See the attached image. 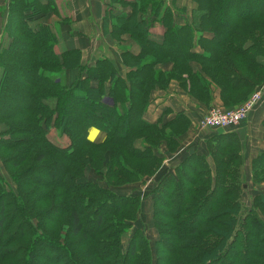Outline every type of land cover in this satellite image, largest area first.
Returning a JSON list of instances; mask_svg holds the SVG:
<instances>
[{
    "label": "trees",
    "instance_id": "trees-1",
    "mask_svg": "<svg viewBox=\"0 0 264 264\" xmlns=\"http://www.w3.org/2000/svg\"><path fill=\"white\" fill-rule=\"evenodd\" d=\"M194 1L198 4V30L211 31L212 37L195 36L187 23L176 26L165 11L166 31L158 44L148 39L145 23L135 15L119 17L115 27L131 31L141 45L138 55L127 54L135 66L127 74V83L103 59L85 67L83 76L68 84L61 71L81 70L80 53L68 51L58 56L52 41L29 27L47 11L41 0H11L5 32L12 42L0 54L4 70L0 124L7 127L0 134V159L7 169L20 171L11 173L17 196L0 187V264L15 254L29 256V264L37 259L46 264H152L149 241L139 229L132 232L127 249L120 250L122 236L132 229L142 199L117 193L113 187L153 176L163 160L153 152L157 143L164 140L168 150L174 151L177 137L190 121L182 113L161 127L144 121L150 92L166 86L171 78L179 79L180 68L191 73L195 96L208 98V86L189 65L194 60L219 86L226 104L231 95L239 98L241 92L246 100L257 84L252 76L239 73L231 55L244 64L247 73L253 72L246 67L264 70V61L257 60L264 57V9L259 7L264 0ZM158 2L155 10L160 7ZM224 14L228 17L222 21ZM12 28L24 36L23 42L11 35ZM193 43L201 46V53L191 52ZM160 57L173 63L172 74L176 75L155 69ZM17 72L25 75L19 88L24 94L22 103L10 86ZM107 82L110 86L105 91ZM104 95L114 105L104 102ZM6 103L22 105L6 112ZM116 103L129 104L122 115ZM75 107L86 114L79 116ZM91 127L106 134L104 142L87 139ZM51 128L67 136L66 147L48 139ZM141 137L147 141L143 149L134 146ZM236 138L234 132L208 137L205 154L187 155L150 189L147 204L158 235L154 264H165L164 257L172 254L179 256V264H264V194L252 197L251 206L244 210L234 183L239 169ZM262 164L264 152L251 161L253 178L264 174ZM87 167L103 174L108 187L85 180ZM31 218L37 220L38 230L32 228ZM60 222L68 225L64 243H60V231L51 228ZM14 244L17 247L11 249ZM38 244L41 248L36 255L27 249ZM43 250L48 257L41 256Z\"/></svg>",
    "mask_w": 264,
    "mask_h": 264
},
{
    "label": "crops",
    "instance_id": "crops-1",
    "mask_svg": "<svg viewBox=\"0 0 264 264\" xmlns=\"http://www.w3.org/2000/svg\"><path fill=\"white\" fill-rule=\"evenodd\" d=\"M42 4L47 5V11L42 16H38L37 20L29 23V27L37 33L44 34L48 33L50 40L54 42V50L57 55L68 52V51H78L80 53V67L83 69L86 67H93L98 60L106 59L108 60L117 76L121 77L126 83V73L134 70L135 67L125 64L122 59L128 55L136 56L140 53V46L133 40L121 41L113 39L111 36L117 32L113 31V25L115 20L119 17L129 18L133 16L131 6L139 5L140 0H41ZM11 0H0V38L3 36L4 27L6 24L9 3ZM164 13H157L152 15H142L136 16L137 21H143L145 23V28L147 29V37L149 40L161 44L163 40L164 33L166 31L165 24L163 23L162 16ZM174 15V14H173ZM171 15L173 23L176 26L184 24L179 21V15ZM189 25V23H188ZM125 37L123 36V39ZM191 49L193 53H201L202 50L198 45ZM128 58V57H127ZM131 62V61H130ZM170 63L157 64L155 69L166 72L162 69V65L169 67ZM127 65V66H126ZM77 76H83L82 71L79 68L70 70L67 73L66 82L68 84L73 83ZM96 86V83H92ZM110 84L105 83V91L109 88ZM172 86H176V89L172 90ZM178 86V87H177ZM177 92V93H176ZM175 93V94H173ZM107 96V95H104ZM217 91L212 96V102L218 103ZM111 100V99H110ZM179 84L175 82H170L165 90L156 89L152 92L149 98L147 108L143 114V120L150 124H157L158 127L166 124L171 119L175 118L178 114H184L190 124L186 131L181 134L179 138V148L173 155V159L176 164L173 168H164L167 161L164 159L161 150L167 151V146L162 144L158 148H154L153 152L157 157L163 158V163L161 168L153 175L147 176L143 180L147 182H158L159 178L165 173H171L174 168L189 154L206 153L205 145V131L203 132H191L192 129L195 131V122L192 121V115L189 114L186 108L181 107V109H175L174 106L180 107L179 105ZM176 101V102H175ZM50 105L53 103L50 102ZM119 114H123L129 104L125 103L121 105L116 104ZM264 120V102L262 105L257 107L249 116L248 120L244 122L243 127H234L226 131H220L219 133L234 132L236 136L241 139V132L243 133V138L246 139L245 146H243L242 155L244 157V162L249 163L250 157L253 156L252 147L250 141L251 131H255L258 126H261V122ZM257 126V127H256ZM246 127H248L246 129ZM198 129V127H197ZM96 134V135H95ZM190 134L192 137H190ZM249 134V135H247ZM252 135V134H251ZM106 134L98 128L91 127L87 131V139L90 142L100 144L104 142ZM253 139V138H252ZM242 141V140H241ZM138 141L134 143V146L139 149L147 147V144ZM248 146L250 150L247 151ZM247 147V148H246ZM163 149V150H164ZM262 150V151H261ZM264 148L260 149L258 152H263ZM179 151V157H178ZM255 151V155L258 152ZM254 155V156H255ZM253 156V157H254ZM179 159V160H178ZM252 159V158H251ZM167 169V170H166ZM87 170V169H86ZM162 170H165L164 172ZM160 174V175H159ZM159 176V177H158ZM85 179V178H84ZM128 186H133L132 184L121 186L120 188L127 189ZM147 189V188H146ZM120 194L132 195L131 193L118 192ZM148 199V198H147ZM148 203V202H147Z\"/></svg>",
    "mask_w": 264,
    "mask_h": 264
},
{
    "label": "rangeland",
    "instance_id": "rangeland-1",
    "mask_svg": "<svg viewBox=\"0 0 264 264\" xmlns=\"http://www.w3.org/2000/svg\"><path fill=\"white\" fill-rule=\"evenodd\" d=\"M140 1L141 2H139V5H135L134 7L131 6L132 13L134 15H137V16L152 15V14H155L157 12L158 13H166L167 11H169L171 15L178 14L179 15V21H182L183 23H187V24L189 23V25H192V28H194V31L196 33L195 36H198L199 34H201L207 38L212 37V35H210L211 31L200 32L198 30L200 19H196L197 18L196 9L198 7V4L194 0H140ZM158 1H160V7L157 10H155L156 7L158 6V3H159ZM259 7H260V9H264V4L261 2L259 4ZM227 17H228V14H224V15L220 16L222 21H224L225 18H227ZM115 21H117L119 23V20H115ZM115 25H116V23H114V25H113V31H115L117 33L111 36L113 39L119 40L120 38H122L121 41H123V42L133 40L134 42H136L141 47L140 43L135 40V36L131 31L117 29L115 27ZM253 27H255V25H253L251 27V29H253ZM35 32H37V31H35ZM11 35H13V37L19 38L20 42H23L25 40L24 36L20 32L15 33V29H13V28L11 29ZM40 35L46 39H50L48 33L41 34V32H40ZM123 36L125 37L124 39H123ZM11 42H12V37L10 36L9 33L7 34L5 32V27H4L3 36L0 38V54L3 52V50H5L6 48L9 47ZM52 43L54 45L53 41H52ZM193 47H196L195 43H193L192 48ZM199 47L201 50H203L200 45H199ZM53 49H54V47H53ZM140 51H141V48H140ZM54 52H55V50H54ZM58 56H61V54H59ZM160 59H161V61L159 62L160 64L170 63L169 67H167L166 65L161 66L162 69L166 70V72H164V73L176 75V74H172V72L175 71V69H172L173 63L171 61L165 60L164 58H161V57H160ZM231 59L233 60L232 62L237 63V67H238L237 70L239 71L240 74H244L246 76H252L253 79L255 81H257L255 88L253 89L252 93L250 94V96L246 100L242 97L244 92H241V93H239L241 95L239 98H234L235 95L233 94L229 97V99L227 100V103L224 104L223 101L221 100L219 86L215 82H213L211 77H208V75H206L204 73V70L201 68V64L198 61H194V60L191 61L189 63V65L192 69V72L193 73L198 72L201 75L203 82L208 86V90H209L208 98H204L203 95L200 94V96L202 98L207 99V100H204V99H201V98L195 96V94L192 92V88H191V87H193L192 86V79L190 78L191 73H189V70H187V69H180V68H179V72H177V74L179 75V79H178V77H174V78L170 79V81L168 82V84L166 86H163V87L156 86L150 92L149 98L151 97V94L154 90H156V89L165 90L168 87V85L170 84V82L178 83L179 84V98L181 99V100H179L180 107L174 106V108L178 109V110L181 109V107L186 108L187 111L189 112V114L192 115V118H191L192 121L195 122V131H194V129H192L191 132L193 133V132H197V131H199V132L205 131L204 132L205 138L207 139L208 137L213 136V135H215V133H219L220 131L211 130V129L203 128L202 126H200L199 122L202 119V117L206 111H208L209 109L216 107V106H221L224 108L238 107V106L244 104L249 98H251L255 93H258L259 91H261L264 95V70L263 69L262 70L257 69L256 71H252L249 67H246L247 68L246 70L248 72H253V73H247V72H245L244 64L236 61L237 57L231 55ZM257 60H258V62H263L264 57L262 58L261 56H258ZM122 61L125 64H128L129 66L130 65L132 66L134 63V62L128 61L127 57L122 59ZM238 63H239V65H242L243 67L242 68L239 67ZM132 67H135V66H132ZM74 69H76V68H73L70 70H74ZM70 70H66L64 68L62 69L61 75L63 76L64 80L67 77V73ZM81 71H83V67H81ZM127 74H128V72L126 73L125 79L128 76ZM24 76L25 75H23L21 72L20 73L17 72L16 74H13V78H12L11 85H10L12 90L15 89V92H14V94H16L15 99H19V101L21 100V103H22V99H24V96H23L24 94L20 93L19 88H20V84H21ZM256 76H258V77H256ZM3 78H4V70L0 66V86H1V83L3 81L2 80ZM126 81H127V79H126ZM174 89H176V86L175 87L172 86V90H174ZM215 91H217V96H216V98H218L217 104L212 102V96L215 94ZM173 94H175V93H173ZM103 101L106 102L107 104L114 105V102L112 100L107 99V96H103ZM148 101H149V99H148ZM49 102L54 103V100L50 99ZM20 104L10 103L8 105V103H6V105H4L3 108H4V111L10 112L11 109H9V108L21 107L22 104L21 105ZM261 105H262V103L260 104V106ZM76 110H77L78 115L81 117H83L86 114L82 110V108L75 107V111ZM247 124L248 123H246V124L241 123L238 126L243 127V125H247ZM197 127H198V129H197ZM247 128L248 127H246V129ZM5 130H7L6 125L3 126L0 124V134ZM247 135H249V134H247ZM250 136H251L250 141H251V144L253 145L252 153L254 156L255 151H257V150L259 151L260 149L264 148V120L261 122L260 127L258 126L257 129L255 128V131H253V132L251 131ZM178 137H177L178 147L174 151L171 152L168 149L166 151L164 149V147L162 148L161 153H162V155L166 161L169 159H173L172 158L173 155H169V154H174L177 151V149L179 148V138ZM190 137H192L191 134H190ZM236 137H237L236 141H238V145H237L238 148L236 147L235 149L239 155L238 156L239 157V161H238L239 169H238V176H237L238 179L236 181H234V183H236L239 187V193L241 194L242 201H243V208H244V210H246V209H248V207L251 206L252 197H255L256 195L258 196V195L264 194V174L253 178L252 177V170H251V161L262 152L257 151L258 154H256L254 157L253 156L250 157L249 163L244 162L242 150H243V146H245L246 139L243 138L242 132H241V136H240L241 139H239L238 136H236ZM48 139L53 144H55L57 146H61V147H66L69 144V139L67 138V136L60 135L59 132L55 131L53 128H51L49 133H48ZM206 139H205V141H206ZM138 140H139V142H137L138 145H140V142H142L143 144H147L146 143L147 141L143 137L137 138L135 140V142ZM162 144H165L167 146L166 141L162 140V141H159L157 143L156 148L160 147ZM248 150H250L249 146H248L247 151ZM263 152H264V150H263ZM15 157H17V155H15ZM178 157H179V151H178ZM3 158H6V154L3 155ZM1 160L2 159H0V187L6 193H12L14 196H17V193H16L17 192V182L13 179L11 173L14 171L19 172L20 169H17V168L12 169V167H11V169H9V168L7 169ZM173 161H175V156H174V160L167 161V164L164 165V168H167V169L173 168L177 162V161L176 162H173ZM162 163H163V160L161 162L159 169L161 168ZM210 167L212 169L214 168L213 163H210ZM262 167H264V164H262ZM86 169H85V180L96 181V182H99V184L101 186L108 187L106 182H104V178H102L103 174H100V175L96 174L90 167H87ZM104 171H105V169L103 168L102 173ZM162 171L164 172L165 170H162ZM52 177L55 178L56 176L52 175ZM156 184L157 183H155L154 181L150 182L148 180L147 182H145V180H141L140 182L138 181V182L133 183L132 184L133 186H128L127 189L120 188V186L119 187H117V186L113 187V189L116 192L118 191V192H124V193H131L133 195H140V197L142 199V206H141V209L137 213V217H136L134 223L132 224V229H130L129 231L127 230V232L122 236V243L120 245V250L123 253L127 249V243L129 241L130 236L132 235V232L135 229H139L142 231V234L144 236H146L148 241H149L148 244H149L150 249L152 250L151 251L152 252V258H151L152 264H154V261H155L154 244H155V241L158 239V235H157V232L152 227V220H151V213L152 212L150 211V207L147 204V200H148L147 197H148V193H149L150 189H152ZM30 222L32 224L31 225L32 228L33 229L37 228V230H38L37 220L34 218H31ZM51 228L60 231V234H59L60 238H61L60 243H64V237H65V234L68 230V225L64 222H60L58 224L51 226ZM14 247H17L16 244L10 246L11 249ZM40 248H41V245L38 244V245H29L27 249H30L34 253V255H36V253L38 252V250ZM41 256L48 257L49 253L47 251L43 250V251H41ZM22 259L26 260L25 264L30 263V261L28 260L29 256L21 255V254H18V255L15 254V256L11 260H9L6 264H24L22 262ZM164 261H165V264H179V256L174 255V254L169 255V256H165ZM34 264H46V263L42 262V261H38V259H37V261L34 260Z\"/></svg>",
    "mask_w": 264,
    "mask_h": 264
},
{
    "label": "built area",
    "instance_id": "built-area-1",
    "mask_svg": "<svg viewBox=\"0 0 264 264\" xmlns=\"http://www.w3.org/2000/svg\"><path fill=\"white\" fill-rule=\"evenodd\" d=\"M263 102L264 95L259 91L238 107H213L205 112L199 122L200 126L216 131H226L238 127L241 123L246 122L250 114Z\"/></svg>",
    "mask_w": 264,
    "mask_h": 264
}]
</instances>
